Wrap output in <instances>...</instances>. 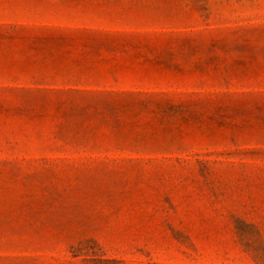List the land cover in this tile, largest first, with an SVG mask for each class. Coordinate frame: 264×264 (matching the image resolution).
Instances as JSON below:
<instances>
[{
  "label": "rangeland",
  "instance_id": "374dc122",
  "mask_svg": "<svg viewBox=\"0 0 264 264\" xmlns=\"http://www.w3.org/2000/svg\"><path fill=\"white\" fill-rule=\"evenodd\" d=\"M0 264H264V0H0Z\"/></svg>",
  "mask_w": 264,
  "mask_h": 264
}]
</instances>
